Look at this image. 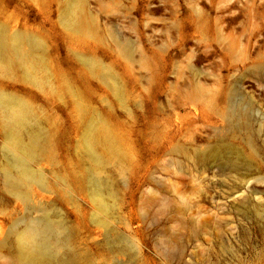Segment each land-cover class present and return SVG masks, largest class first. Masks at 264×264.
Instances as JSON below:
<instances>
[{
    "label": "rangeland",
    "instance_id": "rangeland-1",
    "mask_svg": "<svg viewBox=\"0 0 264 264\" xmlns=\"http://www.w3.org/2000/svg\"><path fill=\"white\" fill-rule=\"evenodd\" d=\"M73 1L0 0V32L36 41L38 62L34 76L0 66V93L29 105L48 144L30 162L42 184L10 192L0 116V264H18L13 226L42 215L63 226L66 264H264V159L229 170L200 154L246 156L216 115L222 90L253 105L264 147V0H79L81 29ZM103 128L114 150L98 144L95 163L83 144Z\"/></svg>",
    "mask_w": 264,
    "mask_h": 264
},
{
    "label": "bare ground",
    "instance_id": "bare-ground-1",
    "mask_svg": "<svg viewBox=\"0 0 264 264\" xmlns=\"http://www.w3.org/2000/svg\"><path fill=\"white\" fill-rule=\"evenodd\" d=\"M66 18L68 20L65 19L66 23L70 22V27L71 25L79 29L83 27L79 0H74L70 3L66 11ZM127 46L128 44L126 43L121 44L122 52H128ZM34 47H37V42L33 39L16 36L9 40L3 32H0V66L11 68L13 62L18 61L26 69L28 75L34 76L33 73L36 72L38 65L31 52V49ZM81 60L90 64L87 58L81 57ZM220 95V105H224L225 108L216 107L215 112L217 111L216 115L224 122L223 128L221 126L222 130L226 129L228 134L243 131V145L248 150L246 156L243 155L242 157L241 152H236V159H234L231 156L223 157L222 150L226 148H221V150L220 147L214 146L212 148H201V156L205 160L213 157L223 158L220 167L229 170H235L243 164L245 166H252L256 163L257 167L260 166V161L264 159V147H260L255 137L251 134V131H253V118H255L253 117V105L242 97L238 91L228 94L226 90H222ZM0 116L3 120L6 138L8 139L6 140L5 148L6 146L7 148L5 151L8 150V155L11 154L10 156H5V161L6 157H8L4 167L5 185L10 192L25 199L26 194L21 191L23 188L31 183L42 184L43 182L40 174L31 171L30 162L37 158L39 153L45 151L48 144L43 133L36 128L34 113L25 102L0 93ZM111 139L112 134L106 128L101 130V137H97L96 133L91 131L86 135L83 144L84 151L95 163H99L100 154L97 145L102 144L108 149L114 150ZM93 183L94 196L102 207H105L102 196L103 184L100 180H94ZM248 198L243 196L242 204H245ZM262 213L256 207L254 215H252L255 218H261ZM20 225L22 226V230H18L19 224H15L12 229V233L16 236V258L18 264H50L53 262L66 264L70 262L61 254V250L65 249L66 235H64L63 226L60 222L53 221L48 215L39 217L27 216L22 219ZM253 235L257 236V233L253 232ZM242 240L244 242L247 240L243 233Z\"/></svg>",
    "mask_w": 264,
    "mask_h": 264
}]
</instances>
